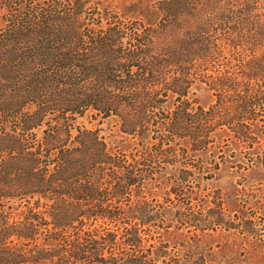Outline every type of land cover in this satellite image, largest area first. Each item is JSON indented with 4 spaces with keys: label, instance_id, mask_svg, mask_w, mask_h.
I'll use <instances>...</instances> for the list:
<instances>
[{
    "label": "trees",
    "instance_id": "16d2710c",
    "mask_svg": "<svg viewBox=\"0 0 264 264\" xmlns=\"http://www.w3.org/2000/svg\"><path fill=\"white\" fill-rule=\"evenodd\" d=\"M143 3L154 22L109 0H0V264H179L156 231L200 222L186 210L220 136L257 142L264 0ZM88 113L136 147L109 152L76 125Z\"/></svg>",
    "mask_w": 264,
    "mask_h": 264
},
{
    "label": "rangeland",
    "instance_id": "374dc122",
    "mask_svg": "<svg viewBox=\"0 0 264 264\" xmlns=\"http://www.w3.org/2000/svg\"><path fill=\"white\" fill-rule=\"evenodd\" d=\"M144 1L109 0V3L120 14L154 22V14L146 15ZM189 97L204 107L212 102L211 92L199 82L192 86ZM76 125L98 132L111 153H129L136 147L135 142L119 131L113 119L92 117L88 113L78 118ZM256 133L257 142L252 147L226 134L217 139L212 151L219 169L212 180L200 181L202 193L197 201L204 203V207L186 210L187 218L201 217L197 225L173 223L167 231H156L168 244L167 251L174 261L179 264H264V167L258 161L264 153V128ZM219 155H223V159ZM157 199L163 200L160 195ZM187 201L195 203V200ZM170 209L167 217L174 220L175 209ZM207 209H211L213 219L222 218L220 225L209 223ZM20 212L21 209H12L11 214L18 216ZM158 242L155 240L156 244Z\"/></svg>",
    "mask_w": 264,
    "mask_h": 264
}]
</instances>
